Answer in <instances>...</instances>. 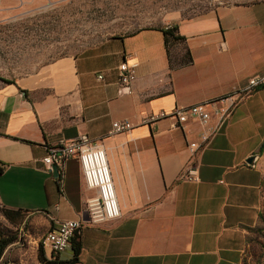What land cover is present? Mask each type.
Segmentation results:
<instances>
[{
	"label": "crops",
	"instance_id": "crops-1",
	"mask_svg": "<svg viewBox=\"0 0 264 264\" xmlns=\"http://www.w3.org/2000/svg\"><path fill=\"white\" fill-rule=\"evenodd\" d=\"M173 26L183 39L165 27L142 29L0 79V207L20 210L35 242L76 220L79 264H245L264 228V88L239 103L201 153L197 182L181 175L201 126L143 119L219 100L264 74V0L221 4ZM123 62L136 66L130 90L119 82ZM125 120L134 128L113 134ZM81 135L105 149L121 208L101 225L89 223L94 191L78 159L67 162L63 187L43 161L48 148ZM256 154L255 166L247 164ZM58 256L71 259L72 246Z\"/></svg>",
	"mask_w": 264,
	"mask_h": 264
},
{
	"label": "rangeland",
	"instance_id": "rangeland-1",
	"mask_svg": "<svg viewBox=\"0 0 264 264\" xmlns=\"http://www.w3.org/2000/svg\"><path fill=\"white\" fill-rule=\"evenodd\" d=\"M256 1L0 0V79L33 75L55 59L81 55L110 38L173 25L221 4ZM261 158L264 169V153ZM0 234L20 242L6 249L1 264H42L40 240L29 236L27 224H11L1 209ZM245 264H264V228L250 243Z\"/></svg>",
	"mask_w": 264,
	"mask_h": 264
},
{
	"label": "built area",
	"instance_id": "built-area-1",
	"mask_svg": "<svg viewBox=\"0 0 264 264\" xmlns=\"http://www.w3.org/2000/svg\"><path fill=\"white\" fill-rule=\"evenodd\" d=\"M165 28L171 30L173 25L168 24ZM118 71L120 84L130 90L131 84L136 80V66L123 62L119 65ZM99 78L102 79L103 76ZM261 88H264V74L255 75L249 79L245 87L219 100L176 107L169 112L150 113L144 117L143 123L151 125L169 119L173 121L172 127L175 129L182 128L190 121L197 122L201 126L199 140L189 144L193 157L190 167L181 175L182 181L197 182L200 180L198 159L201 153L233 114L239 103ZM133 128L134 125L129 121H116L112 125V132L122 134ZM73 157L79 161L86 186L94 191L86 204L89 223L101 225L118 219L121 216V208L105 149L93 143L88 135H81L72 140H62L58 145L48 148L43 161L49 166L51 172H53L52 167L57 166L59 171L57 180L62 187L67 162ZM81 228V221L60 222L57 230L48 232L44 239L40 240V245L54 256L60 255L71 248L72 241L80 234Z\"/></svg>",
	"mask_w": 264,
	"mask_h": 264
},
{
	"label": "trees",
	"instance_id": "trees-1",
	"mask_svg": "<svg viewBox=\"0 0 264 264\" xmlns=\"http://www.w3.org/2000/svg\"><path fill=\"white\" fill-rule=\"evenodd\" d=\"M171 37L175 38L176 40L183 39V37H179L176 35L177 28L173 26L171 30L166 31ZM264 152V145L261 148V153ZM3 173V167L0 166V175ZM2 215L14 226L22 225L25 220V215L20 210H12L5 207H0ZM79 235V234H78ZM78 235L72 241V252L73 256L69 260H62L59 256H53L48 258L45 252L41 251L39 253V259L42 264H79L81 262V252L82 247L80 243L76 241ZM17 242L16 236L5 237L0 234V259L4 255L6 249L13 243Z\"/></svg>",
	"mask_w": 264,
	"mask_h": 264
},
{
	"label": "water",
	"instance_id": "water-1",
	"mask_svg": "<svg viewBox=\"0 0 264 264\" xmlns=\"http://www.w3.org/2000/svg\"><path fill=\"white\" fill-rule=\"evenodd\" d=\"M258 157H259L258 154H256V155H252L251 157H249V158L246 160L247 164H249V165H251V166H255ZM52 168H53V174H54V176L57 178V177L59 176L58 168H57V166H55V165H54Z\"/></svg>",
	"mask_w": 264,
	"mask_h": 264
}]
</instances>
